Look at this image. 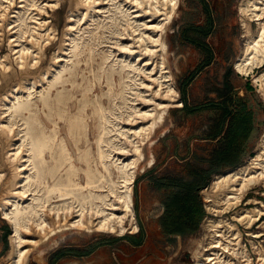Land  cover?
Segmentation results:
<instances>
[{
  "label": "bare ground",
  "instance_id": "obj_1",
  "mask_svg": "<svg viewBox=\"0 0 264 264\" xmlns=\"http://www.w3.org/2000/svg\"><path fill=\"white\" fill-rule=\"evenodd\" d=\"M68 1L72 12L85 11L82 17L68 14L58 54L55 50L43 66L46 43L54 34L41 13L54 10L61 0H0V43L6 39L10 51L0 55V209L12 227L5 264H27L30 251L73 230L135 232L134 179L151 159L147 150L169 108L183 104L164 38L180 0ZM238 10L244 43L234 69L248 75L264 63V0H240ZM146 14L151 19L141 20ZM93 24L111 35L93 71L94 79L105 76L107 89L90 98L91 87L85 85L76 111L69 112L72 92L57 90L52 97L43 92L59 83L73 84L74 71L63 78L66 68L53 73V63L81 53L79 39ZM87 47L86 63L93 60ZM252 78L264 95V69ZM37 93L53 124L50 131L33 109L31 98ZM88 109L96 120L94 151L87 137ZM57 119L65 123L67 137L58 135ZM251 191L264 196V132L254 154L213 174L203 188L204 233L187 264H264V201L246 198Z\"/></svg>",
  "mask_w": 264,
  "mask_h": 264
},
{
  "label": "rangeland",
  "instance_id": "obj_2",
  "mask_svg": "<svg viewBox=\"0 0 264 264\" xmlns=\"http://www.w3.org/2000/svg\"><path fill=\"white\" fill-rule=\"evenodd\" d=\"M18 1L19 0H15L16 3ZM239 2L240 0H180L175 16L165 30L164 38L166 39L168 47L167 58L169 66L173 74L174 82L179 89V83L183 80L185 74L194 70L203 56L200 50L194 45L189 42L181 41V32L191 24H203L208 17L207 12L211 14L213 19V29L211 35L206 38V41L212 46L215 58L212 64L202 69L198 76L187 86L188 100L192 106L208 104L206 99L212 98L215 95L211 91L214 83L222 81L228 68L232 70L231 80L234 86L242 89L241 96H246L249 99L250 104L253 105L256 112L255 116L257 120L262 122L246 150L247 154H245L239 163L241 164L244 163L250 155L255 153L256 144L264 132V95H262V90L253 82L252 78L264 69V63L262 66L254 68V70L248 75H243L234 69V61L244 43V37H242L243 25L238 10ZM71 6L72 5L68 0H61V3L55 7L54 10L47 7V12L41 13L43 14L41 16L47 19L53 28L51 36L54 34V37L49 41L50 44L49 42L46 43L45 56L42 62L43 66L48 65L53 52L55 50L54 53L57 52L59 40L63 35L67 21H69L67 17L69 15L72 17H82L81 13H84L85 11L81 8L72 12ZM10 10H13V8ZM147 15L148 14L143 15L141 20L149 21L151 16ZM154 21L156 20L154 19ZM251 24L252 28L255 29L257 26L256 22L252 21ZM95 26L96 25L93 24L91 26V32L82 34L83 37L79 39V47L83 49L81 53L77 56H68L67 54V59L69 58L71 61L64 60L66 57H60L59 65L53 63V73H56L61 69L62 65L66 68L62 73L63 78L71 77L69 71H74L75 75L72 77V79H74L73 84L70 81L65 82L64 86L59 83L56 87L53 86L50 89L47 88L43 92V96L50 95L51 97L56 94L57 90L72 92L73 96L68 100L69 106L67 108L69 112L76 111L78 100L82 96L81 92L85 85L91 87L88 91V97L90 98L100 95L102 91H106L107 89L105 76L101 77L100 80L94 79L93 71L96 72L97 61H99L100 55L102 54L101 51L108 48L107 46L110 44L109 37L111 35L107 31L103 32V29L101 28H95ZM80 34L81 33H79V36H81ZM185 35L191 36L192 30L187 28ZM87 46L92 48L91 55L93 60L89 59L86 63V60L90 55ZM9 53L8 43L6 39H4L0 43V55ZM19 75L20 73L16 79ZM51 78L49 77V79ZM247 84L251 87V90L245 92L244 87ZM11 85L12 83L10 86ZM10 86L8 87L10 88ZM1 88L0 93L4 91ZM40 89L41 87L37 90ZM43 96H40L39 93L34 94L31 98V102L33 103V109L37 111L40 119L47 123V131H50V129L53 128V124L48 121L45 116L47 108L42 105L40 98ZM181 108L182 105L169 108L165 125L156 130V134L147 150L149 153V159L151 157V161L149 160L147 163L148 165L146 164L138 171L134 179L133 203L135 217L138 223V229L135 232H138L139 227L143 226L145 231L144 237L146 242H150V245L144 244L140 251L141 254L135 256L134 260L130 258L131 254H129V256L125 257L123 260V264H149L150 258L151 264L192 263L193 246H195V241L202 237V234L204 233V229L201 226L207 215V211L204 205L202 190L203 188L208 187L212 176H210L207 185L198 191L204 215L202 216L196 231L186 236L174 235L166 237L161 234L159 229H157L158 225L156 218L161 212V209L159 207L156 192L153 187L150 186L148 176L145 175L146 172L149 171L151 174L157 175L182 176L184 175V172L182 171L184 159H181L180 157L185 156L189 149L193 150L197 148L198 153L203 155L207 154V148L210 147V143L206 145V142H202V139L205 134L209 132L210 124L218 113V110L212 106H208L189 113ZM57 122L56 129L58 130V135L67 137L65 123L63 120L58 119ZM86 123L87 137L89 138L92 151H94V139L96 135L94 124L96 123V120L91 114L90 109H88ZM196 145L199 147H196ZM70 151L77 162V153L75 149L70 146ZM80 175L82 176V173H80ZM261 189V187H258V190ZM246 196H256L264 201V196L255 194L252 191ZM242 205H245V203L243 202ZM229 214L230 213H227V215ZM257 225L258 224H255L253 228H256ZM240 228L244 235L243 239L246 240L244 242H247L250 246L247 239L248 235L245 234L246 229H244L242 225H240ZM11 232L12 227L8 220L4 218L3 212L0 209V264H5L6 262L5 258L10 249L9 235ZM135 232H127L124 234L107 232L86 234L73 230L63 234L61 237H57V240L51 244H45L42 245L40 249L30 251L31 256H29L27 264H49L52 255L58 250L76 249L79 251H86L89 248H92V250L87 255L68 253L60 257L55 264H101L103 261L101 262V257H98L101 253H103V256L106 255L104 258H107L111 253L110 256L112 257V260H108L109 264H115L114 249L121 245L123 239L134 235ZM137 234L139 233H136V236ZM95 248L100 251H93Z\"/></svg>",
  "mask_w": 264,
  "mask_h": 264
},
{
  "label": "trees",
  "instance_id": "obj_3",
  "mask_svg": "<svg viewBox=\"0 0 264 264\" xmlns=\"http://www.w3.org/2000/svg\"><path fill=\"white\" fill-rule=\"evenodd\" d=\"M207 15L203 24H191L182 30L180 35L181 41L191 43L203 55L195 69L185 74L179 83L183 103L181 109L189 113L208 106L217 109L218 113L203 139L213 141L222 135L218 140L217 147L208 149L206 155L198 153L196 149L192 151L190 157L182 164L184 175L151 174V187L156 191L157 197L164 207V212L158 218V222L163 236L166 237L186 236L196 231L204 215L198 191L206 186L210 176L219 173L222 167H235L240 163V152L254 138L256 132L254 107L246 96L237 95L234 91L230 68L225 72L222 81L214 83L211 91L215 95L206 99L208 104L192 106L189 103L187 86L202 69L210 66L215 58L212 46L206 41L213 29L211 14L207 12ZM187 28L192 30L191 36L185 35ZM185 157L186 155L180 158L185 159ZM141 230L140 226L139 231ZM91 250L92 248L86 251L58 250L52 255L49 264H55L65 254L87 255Z\"/></svg>",
  "mask_w": 264,
  "mask_h": 264
},
{
  "label": "crops",
  "instance_id": "obj_4",
  "mask_svg": "<svg viewBox=\"0 0 264 264\" xmlns=\"http://www.w3.org/2000/svg\"><path fill=\"white\" fill-rule=\"evenodd\" d=\"M244 89H245V92H248V91H250L251 90V87L250 86H248V84L247 85H245V87H244ZM234 91L237 93V95H242V89H239L238 87H236V86H234ZM255 114H256V112H255ZM262 122L261 121H259V120H257V118L255 119V123H254V126H255V129L257 130L258 129V127L260 126V124H261ZM222 135V134H221ZM220 135V136H221ZM220 136L219 137H217L215 140H213V141H209V140H207V139H202V142H206V145L208 144V143H210V142H212V143H210V147L209 148H207V150L208 149H210V148H214V147H217V145H218V140L220 139ZM250 142H251V140L248 142V144H247V146H245L244 147V149H243V151H241L240 152V154H241V156H240V162H241V160L243 159V157L245 156V154H247L246 153V150L248 149V147H249V145H250ZM196 147H199V146H197L196 145ZM189 149V148H188ZM196 150H197V148H195ZM194 150V149H193ZM192 149H189L188 150V152H187V154H185L186 155V157H185V159L184 160H186V159H188L189 157H190V155H191V153H192V151H193ZM226 168H232V166H227V167H222L221 168V170H226ZM215 174V173H214ZM145 175H147L148 176V180H149V184H150V186H151V181H150V177H151V173L148 171V172H146V174ZM212 176H213V174H212ZM212 178V177H211ZM211 180V179H210ZM156 192V191H155ZM156 195H157V193H156ZM246 198L248 197V196H245ZM157 199H158V197H157ZM158 202H159V207H160V209H161V212L159 213V215L157 216V218H156V222H157V229H159V231L161 232V234L163 235V233H162V231H161V226H160V224H159V222H158V218L163 214V212H164V207L162 206V204L160 203V201H159V199H158ZM245 203V202H244ZM142 227V230L141 231H139L138 230V232H135L134 233V235H132V236H129L128 238H125V239H123L122 240V243H121V245L120 246H118L117 248H115L114 249V259H115V264H123L124 263V259H125V257H127V256H129V254H131V256H130V258L132 259V260H134L135 259V256H138V255H140L141 254V249H142V246L144 245V244H148V245H150V242L149 241H147L146 242V239H145V237H144V228H143V226H141ZM243 227V226H242ZM244 228V227H243ZM139 229H140V227H139ZM245 229V228H244ZM136 233H139V234H137V236H136ZM95 250H97V248H95L93 251H95ZM98 251H100V250H97L96 252H98ZM103 253H101L100 255H98V257H101V262L103 261V263H101V264H104V263H108L109 264V259H111L112 260V257L110 256L111 255V253H110V255L107 257V258H104V257H106V255H102ZM150 262V263H149ZM149 264H151V258L149 259Z\"/></svg>",
  "mask_w": 264,
  "mask_h": 264
}]
</instances>
